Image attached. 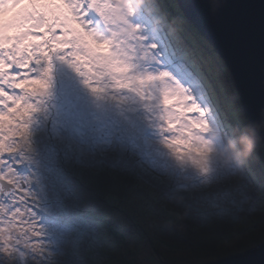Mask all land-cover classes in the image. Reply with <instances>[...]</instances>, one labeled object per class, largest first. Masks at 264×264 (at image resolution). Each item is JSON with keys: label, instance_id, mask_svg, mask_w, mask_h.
Instances as JSON below:
<instances>
[{"label": "snow or ice", "instance_id": "1", "mask_svg": "<svg viewBox=\"0 0 264 264\" xmlns=\"http://www.w3.org/2000/svg\"><path fill=\"white\" fill-rule=\"evenodd\" d=\"M234 7L264 84V2ZM176 8L0 0V264H159L160 195L203 221L249 202L245 169L229 190L212 159L231 125L177 34L215 18Z\"/></svg>", "mask_w": 264, "mask_h": 264}, {"label": "rangeland", "instance_id": "2", "mask_svg": "<svg viewBox=\"0 0 264 264\" xmlns=\"http://www.w3.org/2000/svg\"><path fill=\"white\" fill-rule=\"evenodd\" d=\"M216 58L218 57L213 52L211 62L208 63L214 65V69L219 67ZM201 70H204V67ZM209 81L210 84L204 82L209 97L221 88L217 94L219 98H210L211 104L219 110L221 118L231 127H242L249 123L244 115V122H239L236 113L231 114L232 109L236 110V104L240 105L239 94L232 89L234 83L231 73L228 70L224 73L219 70V74L210 76ZM231 102L235 103L236 107H230ZM240 108L242 111L241 105ZM237 122L242 124L239 126ZM244 169L249 185L247 196L250 200L241 204L239 210L228 218L203 221L186 206L190 200H185L177 206L166 196L160 195L152 228L155 236L154 258L159 264L216 262L227 256L245 253L264 243V147L260 140ZM167 183L165 181L161 186L163 190H167ZM239 183L233 180L229 190H234L235 185Z\"/></svg>", "mask_w": 264, "mask_h": 264}, {"label": "water", "instance_id": "3", "mask_svg": "<svg viewBox=\"0 0 264 264\" xmlns=\"http://www.w3.org/2000/svg\"><path fill=\"white\" fill-rule=\"evenodd\" d=\"M182 4L185 0H176ZM207 3L210 14L215 18L211 22H195L192 26L198 34L208 41L227 70L231 73L235 90L239 94V102L243 115L248 122H259L264 118V84L261 83L258 57L236 29L234 21L235 5L245 0H200ZM261 3L264 0H251ZM260 141L264 147V130L260 131ZM205 264H264V243L249 249L245 253L227 256L225 259Z\"/></svg>", "mask_w": 264, "mask_h": 264}, {"label": "clouds", "instance_id": "4", "mask_svg": "<svg viewBox=\"0 0 264 264\" xmlns=\"http://www.w3.org/2000/svg\"><path fill=\"white\" fill-rule=\"evenodd\" d=\"M261 130H264V118L259 122L246 123L242 127H231L222 141L214 144L213 161L222 169L235 173L233 180L238 183L241 180L242 170L260 140ZM170 200L177 206L183 203L179 194L174 195Z\"/></svg>", "mask_w": 264, "mask_h": 264}, {"label": "trees", "instance_id": "5", "mask_svg": "<svg viewBox=\"0 0 264 264\" xmlns=\"http://www.w3.org/2000/svg\"><path fill=\"white\" fill-rule=\"evenodd\" d=\"M161 7L164 11H167L168 13L175 15L177 12V2L176 0H160ZM178 35L184 36L187 42V45L190 49L189 55L191 56L192 61L194 62V70H198L202 77L204 78V82L207 84H210L209 77L214 75L216 76L219 74V70L221 72L227 71V68L224 64V62L221 60V58L214 52V55H216L218 58H216V62H218V68L214 69V65L208 64L211 62V58L213 56V50L211 45L208 41H205L198 32L194 29V27L188 24H185L183 26L178 25ZM187 30V31H186ZM193 36L195 37L193 39ZM208 64V67L206 65ZM202 67H204V70H201ZM233 91H235L234 86L232 85ZM221 91V88H218V91H214L213 94H210V98H219L220 96L217 95ZM236 105L237 108L234 111L231 110V114L236 113L237 119L239 122H244L243 113L241 111L239 103ZM235 103L231 102L230 107L234 106L236 107ZM245 117V115H244ZM237 122V125H241L242 123ZM241 127V126H240ZM166 264V263H163Z\"/></svg>", "mask_w": 264, "mask_h": 264}]
</instances>
